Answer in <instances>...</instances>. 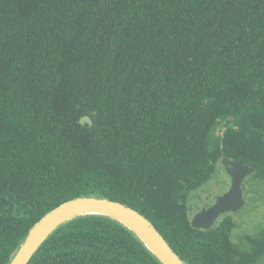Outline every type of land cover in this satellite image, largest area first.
<instances>
[{
  "label": "trees",
  "instance_id": "1",
  "mask_svg": "<svg viewBox=\"0 0 264 264\" xmlns=\"http://www.w3.org/2000/svg\"><path fill=\"white\" fill-rule=\"evenodd\" d=\"M224 157L254 169L255 202L264 0H0V264L44 214L88 195L140 213L186 264H261L264 227L236 241L233 218L190 225L186 200ZM28 264L160 263L87 215Z\"/></svg>",
  "mask_w": 264,
  "mask_h": 264
},
{
  "label": "water",
  "instance_id": "2",
  "mask_svg": "<svg viewBox=\"0 0 264 264\" xmlns=\"http://www.w3.org/2000/svg\"><path fill=\"white\" fill-rule=\"evenodd\" d=\"M91 124L84 116L80 124ZM222 167L231 178L229 189L216 202L196 213L190 225L196 229H210L215 220L226 212L236 213L244 207L241 184L254 169L240 160L224 157ZM87 215L108 217L130 231L160 264H186L169 247L157 229L137 211L101 196H80L66 201L44 214L28 231L8 264H28L38 248L62 225Z\"/></svg>",
  "mask_w": 264,
  "mask_h": 264
},
{
  "label": "flooded vegetation",
  "instance_id": "3",
  "mask_svg": "<svg viewBox=\"0 0 264 264\" xmlns=\"http://www.w3.org/2000/svg\"><path fill=\"white\" fill-rule=\"evenodd\" d=\"M228 125H230L229 120L226 121L223 128L228 127ZM222 168L223 167L218 166V170L214 172L211 179L208 182H206L205 185L201 189L197 190L196 192H193L187 198L186 206L189 212L190 221L196 213L212 206L216 202L217 198L223 195L229 189L231 185V178L225 172L224 168L223 169ZM248 177H246L241 184V188L243 192V199H244V207L248 204L249 201H251V199H249L247 191L243 189V185L249 186V184L246 181ZM237 212L236 213H232V212L223 213L215 220L214 224L217 223L222 218H225V219L233 218V220L235 221L234 216L237 214Z\"/></svg>",
  "mask_w": 264,
  "mask_h": 264
},
{
  "label": "rangeland",
  "instance_id": "4",
  "mask_svg": "<svg viewBox=\"0 0 264 264\" xmlns=\"http://www.w3.org/2000/svg\"><path fill=\"white\" fill-rule=\"evenodd\" d=\"M257 189V188H255ZM255 202L248 204L234 216L236 229L233 232L234 240L242 238L245 233H254L258 228L264 227V191L253 197ZM264 264V261L261 263Z\"/></svg>",
  "mask_w": 264,
  "mask_h": 264
}]
</instances>
